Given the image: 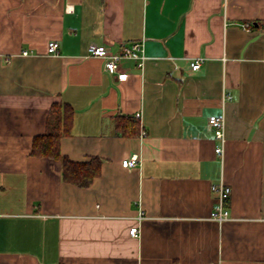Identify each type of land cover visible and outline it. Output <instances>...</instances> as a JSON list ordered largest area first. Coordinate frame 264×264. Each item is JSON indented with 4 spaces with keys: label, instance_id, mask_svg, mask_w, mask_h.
Segmentation results:
<instances>
[{
    "label": "crops",
    "instance_id": "0c3cea01",
    "mask_svg": "<svg viewBox=\"0 0 264 264\" xmlns=\"http://www.w3.org/2000/svg\"><path fill=\"white\" fill-rule=\"evenodd\" d=\"M135 43L122 78L88 53ZM55 103L61 156L100 162L87 186L32 154ZM0 264H264V0H0Z\"/></svg>",
    "mask_w": 264,
    "mask_h": 264
},
{
    "label": "built area",
    "instance_id": "2783aa9c",
    "mask_svg": "<svg viewBox=\"0 0 264 264\" xmlns=\"http://www.w3.org/2000/svg\"><path fill=\"white\" fill-rule=\"evenodd\" d=\"M59 50V43L57 41H51L48 44L47 52L48 54H57ZM88 53L92 57L102 58L105 60V69L107 72L111 74H118L119 72V61L121 59H133L139 61V66H143V60L145 58L144 48L142 43H135L130 48L125 49L120 54H112L110 53L104 46L98 45H90L88 47ZM30 53L28 51H24L23 55L27 56ZM201 67V59H196L191 63L192 70L196 71ZM120 78L124 77L123 74H118ZM140 115L138 114L137 117ZM209 124L214 129L215 137L222 142L225 139V129H226V121L225 116H211L209 118ZM145 130H142V135H145ZM215 152L218 154H223V147H218L215 149ZM139 157L137 155H133L128 159H124L121 163L123 168H135L139 165ZM212 191L216 195V205L214 210L211 213V218L213 220L218 221L219 223H223L225 221L231 220V214L229 208L227 206V202L229 200L231 194V187L221 182L218 184H214L212 186ZM139 219H143V213L139 216ZM129 234L131 237L137 238L140 235L139 227L133 226L129 230Z\"/></svg>",
    "mask_w": 264,
    "mask_h": 264
},
{
    "label": "trees",
    "instance_id": "16d2710c",
    "mask_svg": "<svg viewBox=\"0 0 264 264\" xmlns=\"http://www.w3.org/2000/svg\"><path fill=\"white\" fill-rule=\"evenodd\" d=\"M72 113L71 107L65 103L52 105L47 120L46 132L35 137L32 154L61 159L63 177L76 185L87 186L99 173L100 162L93 160L89 163H77L62 157L60 154L61 138L69 132L72 123Z\"/></svg>",
    "mask_w": 264,
    "mask_h": 264
}]
</instances>
